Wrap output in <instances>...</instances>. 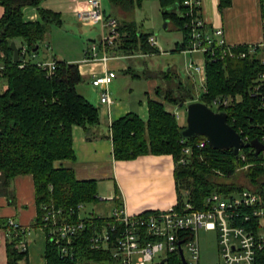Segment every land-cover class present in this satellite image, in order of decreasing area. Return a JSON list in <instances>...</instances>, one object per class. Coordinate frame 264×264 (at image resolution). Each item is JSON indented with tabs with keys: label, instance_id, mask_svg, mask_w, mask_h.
I'll use <instances>...</instances> for the list:
<instances>
[{
	"label": "trees",
	"instance_id": "trees-1",
	"mask_svg": "<svg viewBox=\"0 0 264 264\" xmlns=\"http://www.w3.org/2000/svg\"><path fill=\"white\" fill-rule=\"evenodd\" d=\"M44 0H0V63L5 69L0 77L6 89L0 92V197L14 203L12 184L15 178L30 175L33 179L34 200L37 215L31 229L41 226L44 206H53L70 213L80 204L91 205L98 200L97 182L78 181L70 168L57 166L62 161H74L72 128H82L86 134L99 124V109L77 92L82 82L78 65L55 60L52 77L39 70L32 59H27L20 68L22 58L13 62L10 49L14 43L18 50L24 46L28 55L37 56L45 42L48 28L61 24L60 14L40 8ZM145 0H108L121 14L118 23L119 39L115 52L121 55L159 54L147 39L152 34L138 30L132 21H125L127 15ZM161 10L173 11L162 15L183 34L177 51L187 48L184 0H157ZM230 4V0H219V10ZM35 8L36 20H27L24 11ZM198 12V10H197ZM264 28V10L262 8ZM248 45H238L234 50L246 52L245 58L205 59V84L202 95L193 94V85H185L178 79L175 89L163 90L156 87L157 99L147 98L148 118L142 121L134 112L114 121L110 125L112 156L115 161H129L141 156H171L174 162L173 177L177 194L176 207L190 203L195 209L204 207V200L213 193H231L243 187L226 183L239 167L260 160L251 148H244L246 160L234 156L230 150H214L203 137L184 139L181 132L185 125L178 123L173 114L165 111L163 103L187 106L192 102L203 103L215 112H225L227 124L245 142L258 140L264 143V81L257 82L264 73V49L257 48L248 53ZM38 47L36 52L32 50ZM213 59V60H212ZM172 73V72H171ZM176 75V73H175ZM148 78L150 76H147ZM168 82L170 74H164ZM133 78H140L133 76ZM258 86V89L254 88ZM230 99L226 108H216L215 99ZM93 136H88L91 138ZM200 142H205L203 148ZM189 155H183V149ZM185 157V163H179ZM248 183L260 189L259 180L264 170L253 166L246 172ZM151 212V211H146ZM77 214L71 220H77ZM6 221L0 226L5 229ZM5 239L6 264L27 263V237L8 232ZM24 245V250L21 245ZM109 253L89 252L84 260L90 263L106 262ZM44 259L47 264H76L60 259L55 245L46 241ZM166 264H181L178 254H171Z\"/></svg>",
	"mask_w": 264,
	"mask_h": 264
},
{
	"label": "built area",
	"instance_id": "built-area-1",
	"mask_svg": "<svg viewBox=\"0 0 264 264\" xmlns=\"http://www.w3.org/2000/svg\"><path fill=\"white\" fill-rule=\"evenodd\" d=\"M182 5L186 8L184 28L188 41L183 52L199 54L203 57L204 64L206 57L216 60L246 57V52L234 51L238 45L226 43L221 28H209L203 19L197 16L199 0H184ZM262 8L264 10V0H261ZM74 15L79 22L99 25L102 31L101 41L98 44L92 42L86 48L82 63L106 66L112 59H120L119 55L113 52L119 39L118 23L113 17L105 16L101 0H87L86 7L75 11ZM147 41L151 47H156L153 36ZM247 47L248 53L254 52L256 47L264 49V37L262 42ZM18 51L19 58L23 60L20 68L25 65L27 59H36V56L28 55L24 46ZM33 63L47 77L54 75L55 60H38ZM4 69L5 65L0 63V72ZM188 69L190 75L195 73L205 76L203 64L199 66L191 63ZM115 76L114 70L106 69L101 75H93L91 79V85L101 89L99 101L102 105L110 106L113 103L109 85ZM263 81L264 73H261L257 82ZM254 89L257 90L258 86ZM229 104L228 98H217L213 101L216 108H226ZM178 117V114H174V118ZM204 144L206 143L200 142L199 147L203 148ZM251 150L254 153L252 148ZM183 155H189L188 148L183 149ZM184 156L179 163H185ZM238 157L242 162L246 160L241 151ZM258 157L260 160L254 163V166L264 170V151ZM250 166L252 164H245L242 168L247 169ZM107 201L115 203L109 214H90L83 218L80 216L85 206L83 204L78 205L75 210H70V213L53 206L43 207L39 229L44 231L49 242L55 245L60 259L74 261L76 264H155L162 260L167 262L171 254L179 255L180 249L186 264H199L197 233L203 229L216 232L220 264H264V179L258 191L246 187L227 194L213 193L204 200L202 209H195L187 202L180 208L175 205L166 211L131 214L124 201L118 197L109 198ZM74 214L78 216L75 221L71 220ZM30 231L31 227L25 228L14 220H7L5 229L0 226V232L5 235L8 232H18L26 238ZM24 248L22 244L21 249ZM104 250L109 253L106 262L90 263L84 260L90 251Z\"/></svg>",
	"mask_w": 264,
	"mask_h": 264
},
{
	"label": "crops",
	"instance_id": "crops-1",
	"mask_svg": "<svg viewBox=\"0 0 264 264\" xmlns=\"http://www.w3.org/2000/svg\"><path fill=\"white\" fill-rule=\"evenodd\" d=\"M199 1L200 6L197 16L202 18L209 28H221L227 44L233 46L254 45L262 42L264 31L261 0H230V4L223 10H219V0ZM62 2L63 1L60 0H44L40 8L52 12L54 11L60 14L61 18L65 15L74 16L75 11L81 10V8L84 9L87 4V0H69V3L66 5ZM27 10L28 9H25L26 12ZM1 15L2 9L0 16ZM119 15L121 14L117 9L110 6L109 17H114L121 21L122 18H120ZM35 18L36 15L29 19L34 21ZM166 20L164 19V22ZM167 21V27L172 25L169 20ZM77 22L85 27H96L95 25L85 24L78 20ZM45 43L46 42H44V45ZM182 53L185 55L188 54L185 52ZM148 55H145L144 59L150 57ZM123 56L124 58L121 59H112L106 66L96 63L77 64L83 79L82 85L77 86V92L99 109L100 121L88 134H86L82 128L73 126L72 150L75 154V160L62 161L57 163V166L72 169L75 175L74 178L78 181H96L97 194L98 185L100 183H111L112 187L109 189L107 197L101 198L100 194H98L99 199L107 201L109 198L118 197L119 200L124 201L128 212L131 214H138L146 211H166L174 207L177 203V194L173 177L174 162L172 157L166 155H147L129 161H115L112 156L113 147L110 138L111 123L131 112L137 114L142 121H147V101L145 104H142L143 107L139 110H134L131 108V105L125 103L113 102L110 106H105L99 101L101 93L100 88L93 87L91 83V86H89L90 88H86V84L91 82L93 75L104 72L106 69H111L116 72L120 71L132 77H140V75L136 73V69L142 65L145 68L144 74L146 71L151 73L156 72L147 68L144 59L141 61V58L136 56ZM37 58L38 56H36V59ZM49 59L58 60V58L53 56ZM49 59L47 58L40 61H49ZM146 75L150 76V81H153L152 78L154 76L149 74ZM116 78L117 75L114 79ZM113 81L109 85V88L113 84ZM186 81L191 82L193 88L203 91L205 84L204 75L200 76L195 73L190 75L188 70ZM153 90L154 91L150 94L146 93L147 98L157 99L155 96V88H153ZM196 95H198V93H196ZM97 101L99 102L98 104ZM162 103L165 111L173 115H179L176 119L177 121L182 118L179 109L184 106L173 105L166 102ZM88 136L93 137L88 138ZM12 191L14 194L13 204H10L5 197H0V222L14 220L21 226L29 228L37 215L32 177L30 175H25L15 178L12 184ZM31 232L32 233L28 235L26 241L27 263L47 264L44 259L47 235L39 228L33 229ZM5 236L4 232H0V264H6Z\"/></svg>",
	"mask_w": 264,
	"mask_h": 264
},
{
	"label": "rangeland",
	"instance_id": "rangeland-1",
	"mask_svg": "<svg viewBox=\"0 0 264 264\" xmlns=\"http://www.w3.org/2000/svg\"><path fill=\"white\" fill-rule=\"evenodd\" d=\"M62 3L68 4L69 0H60ZM85 1V0H79ZM102 9L105 11V16L108 18L110 14V3L108 0H101ZM27 12L24 11V17L27 20L36 15L35 20L37 19V12L35 8H27ZM160 4L157 0H145L142 1L140 6H137L130 12L127 17H123L126 21H134L138 30L145 34H152L156 40V49L159 51L157 55H148L144 59L146 54L135 53L128 56H136L141 58V61H145L147 68L155 73L146 71L144 74V66L138 67L136 73L140 75V78H133L130 75L124 74L120 71H115L117 78L114 79L113 84L109 88L110 97L113 102L116 103H125L131 105V108L134 110H139L143 107L142 104H145L147 101L146 93H151L153 88L161 87L165 89H175L177 86L178 79L183 82L185 85H188L191 82L186 81L188 75V67L191 63L194 65L201 66L203 62V57L199 54H183L182 51H177V47L181 45L182 42V33L174 26L170 25L167 27V30L163 28L164 19L161 15ZM35 12V13H34ZM1 13V9H0ZM118 17V15L115 13ZM75 16V15H74ZM72 15H65L61 17V24L59 26L53 25L48 28L47 35L45 38V45L40 46L37 56V59L32 61H38L43 59H49L51 56L58 58V60L65 62H74L76 64H81L84 60V52L88 45L92 42L98 44L102 39L101 27L95 25L96 27H85L84 25L77 22L76 17ZM120 18L121 15H119ZM114 18V17H113ZM116 19L117 23L120 20ZM157 32V33H155ZM107 34V30H105ZM116 48V47H115ZM114 54L119 55V58H124L123 55L115 52ZM152 56V57H151ZM51 60V59H49ZM125 62V61H122ZM172 72V73H171ZM103 72L98 73L101 75ZM170 74V77L173 78V81L168 82L166 78L163 77L164 74ZM176 73V75H175ZM154 76L150 81L147 77L148 75ZM146 75V76H145ZM156 76V77H155ZM2 80V79H1ZM91 82L86 84V88ZM84 84V85H85ZM82 85V83L80 84ZM6 83L5 81L0 82V92L5 90ZM198 93V95H196ZM194 96L198 97L202 95L201 89H193ZM165 102V101H164ZM99 102L97 101V104ZM167 103V102H166ZM215 110L214 108H212ZM181 117L178 120L179 124H186V106L179 109ZM258 156V155H257ZM254 163L252 164L253 167ZM243 167V166H242ZM239 167L234 172L233 177L229 181H225L236 185V187L250 188L258 191L260 189L255 188L250 185L245 178L246 172L250 169H243ZM264 179V178H263ZM263 179L259 180V187H261ZM112 187V184L109 182H102L98 185V194L101 198H106L109 189ZM236 192V191H235ZM113 202L98 200L95 204L86 205L84 209L80 212V216L88 217L90 214L94 216L98 215H107L114 207ZM33 231V229H31ZM30 231V233H32ZM198 236V246H199V264H220L221 259L218 253L217 248V236L214 231H205L199 230L197 233Z\"/></svg>",
	"mask_w": 264,
	"mask_h": 264
},
{
	"label": "water",
	"instance_id": "water-1",
	"mask_svg": "<svg viewBox=\"0 0 264 264\" xmlns=\"http://www.w3.org/2000/svg\"><path fill=\"white\" fill-rule=\"evenodd\" d=\"M173 11L172 8L164 9L161 11V15L167 14ZM167 20L164 23L163 28L167 29ZM157 33V32H155ZM10 49L13 53V62H17L19 59V51L14 43H11ZM38 47H35L32 52H36ZM181 132V136L184 139L203 137L208 146L214 150H232L235 157H238L239 151L244 148H252L255 156L264 151V144L258 140L244 143L239 134L235 132L227 124V116L225 112H215L208 106L199 102H192L186 106V124ZM179 257L181 264H186L183 258V254L179 249ZM166 260H162L160 263L165 264Z\"/></svg>",
	"mask_w": 264,
	"mask_h": 264
}]
</instances>
